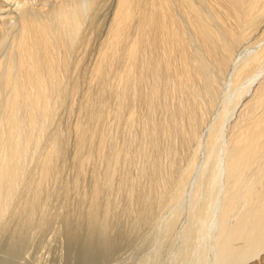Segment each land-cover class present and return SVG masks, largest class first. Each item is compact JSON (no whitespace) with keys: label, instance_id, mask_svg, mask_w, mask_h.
<instances>
[{"label":"bare ground","instance_id":"bare-ground-1","mask_svg":"<svg viewBox=\"0 0 264 264\" xmlns=\"http://www.w3.org/2000/svg\"><path fill=\"white\" fill-rule=\"evenodd\" d=\"M120 214L264 264V0H0V231Z\"/></svg>","mask_w":264,"mask_h":264},{"label":"rangeland","instance_id":"rangeland-1","mask_svg":"<svg viewBox=\"0 0 264 264\" xmlns=\"http://www.w3.org/2000/svg\"><path fill=\"white\" fill-rule=\"evenodd\" d=\"M103 14H105L104 10L98 18H103L101 16ZM120 215L122 217H118L120 224L118 218H114L112 228L105 232L100 231V228H96L97 230L88 228L83 222L84 219L76 220L77 217L74 215L73 219L70 218L72 223L53 215L51 220L41 225L36 223L34 227L33 224L35 229L31 227L33 230L29 228L28 231L26 226H23L24 220H19L20 223L15 221L11 223L10 230L0 231V264H175L178 262L165 252L164 255L160 252L158 254L157 242L160 235L156 227L148 224L141 228L131 226L130 219L126 220L125 216L123 218V215Z\"/></svg>","mask_w":264,"mask_h":264}]
</instances>
